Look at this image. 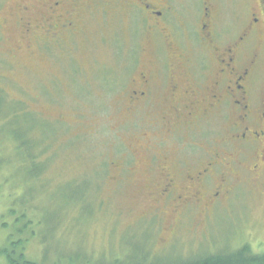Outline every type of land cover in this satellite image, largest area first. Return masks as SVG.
Segmentation results:
<instances>
[{
  "label": "rangeland",
  "instance_id": "obj_1",
  "mask_svg": "<svg viewBox=\"0 0 264 264\" xmlns=\"http://www.w3.org/2000/svg\"><path fill=\"white\" fill-rule=\"evenodd\" d=\"M123 1L79 0L75 30L60 41L41 27L46 0H0V159L10 158L0 162V264L3 248L38 264H185L241 243L264 252V178L243 168L230 177L218 163L229 192L217 203L182 212L158 195L164 174L188 193L187 176L207 167L209 154L229 151L231 113L216 109L173 137L157 97L127 111L130 78L172 54L154 20ZM150 2L173 6L175 38L197 30L200 0ZM213 5L222 22L236 10L231 0ZM26 21L41 29L25 32ZM193 43L196 70L206 53ZM209 76L206 69L204 83ZM256 89L264 90V72ZM23 134L39 164H16Z\"/></svg>",
  "mask_w": 264,
  "mask_h": 264
},
{
  "label": "flooded vegetation",
  "instance_id": "obj_2",
  "mask_svg": "<svg viewBox=\"0 0 264 264\" xmlns=\"http://www.w3.org/2000/svg\"><path fill=\"white\" fill-rule=\"evenodd\" d=\"M135 1L138 8L148 14L147 18L154 20L152 30H158L162 51L170 52L172 58L166 64L160 62L157 69L147 68L130 78L125 93L127 111L139 108L140 103H151L153 97H157V102L166 105L160 112L168 135L173 137L216 109L231 113V133L223 140L230 146L229 151L209 154L205 162L207 167L187 176L193 185V190L189 185L188 193V186L177 192L174 177L164 174L157 189L163 203L168 202L173 210L178 206L182 212L189 209L191 202L209 206L217 203L229 192L227 173L224 172L225 176L220 171L216 176L218 163L227 165L230 177L243 168L256 179H263L264 90L259 92L256 86L264 72V0H231L236 10L225 22L213 0H200L197 30L192 33L189 27H184L183 40L175 38L169 30V25H173L172 30L174 23L179 21L173 6L165 4L156 9L150 0ZM123 2L126 6L135 4ZM79 15V0H46V25H41L48 31L45 36L63 41L66 34L75 30ZM31 24L35 23L25 22V32L41 29ZM194 41L206 53L200 57L196 70L192 65ZM206 69L210 76L204 83ZM222 146L227 149L226 145ZM223 153L228 157L226 163L216 159Z\"/></svg>",
  "mask_w": 264,
  "mask_h": 264
},
{
  "label": "trees",
  "instance_id": "obj_3",
  "mask_svg": "<svg viewBox=\"0 0 264 264\" xmlns=\"http://www.w3.org/2000/svg\"><path fill=\"white\" fill-rule=\"evenodd\" d=\"M16 102H19L18 104L22 107L21 100H16ZM14 108L15 106L13 107V114L18 110V108ZM19 112L22 114L27 113L26 110L22 109ZM15 138H17V136H15ZM18 140V145L15 143L13 152L16 164H39L37 160L38 154L34 152L36 146L33 142L26 139L24 134L23 137L20 136ZM23 151L25 152V157L21 158L20 154H22ZM9 160L10 158L2 157L0 162L8 163ZM2 252L6 254L5 260L7 264H38L32 260L26 259L24 255H20L19 257L11 256L5 252L4 248ZM185 264H264V252H254L247 243H241L238 247L228 251L221 250L219 252L198 255Z\"/></svg>",
  "mask_w": 264,
  "mask_h": 264
}]
</instances>
